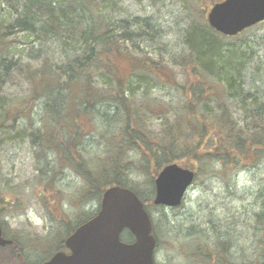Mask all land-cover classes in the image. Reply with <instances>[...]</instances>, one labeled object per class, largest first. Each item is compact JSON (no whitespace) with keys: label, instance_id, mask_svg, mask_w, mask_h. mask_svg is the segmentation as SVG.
<instances>
[{"label":"trees","instance_id":"16d2710c","mask_svg":"<svg viewBox=\"0 0 264 264\" xmlns=\"http://www.w3.org/2000/svg\"><path fill=\"white\" fill-rule=\"evenodd\" d=\"M183 1L185 50L173 58L174 65L133 44L138 35L126 21L123 27L111 24L101 0H16L14 17L0 15V129H17L19 119L28 122L19 123L23 128L10 137L32 138L36 179L47 188L58 187L63 172L71 170L83 179L84 197L96 198L99 205L106 188L117 185L133 189L148 207L154 190L145 196L133 171L148 169L152 185L158 171L172 162L194 169L197 176L215 163L234 172L264 160V102L245 90L243 71L250 57L245 47L230 41L242 39L246 30L228 36L210 26L209 6L219 0ZM20 33L53 41L62 53L53 59L35 52L17 60L12 50L22 42ZM15 74L26 78L30 91L19 102L6 103L4 89ZM159 85L175 90V98L154 96L152 88ZM97 137L100 149H95ZM3 192L0 187V212L9 203ZM60 211L73 231L80 223L65 220ZM255 217L254 229L264 244V199ZM5 233L22 264L42 261L30 260L17 232ZM218 248L214 253L228 257L231 244L221 239ZM225 264L249 263L225 259Z\"/></svg>","mask_w":264,"mask_h":264},{"label":"rangeland","instance_id":"374dc122","mask_svg":"<svg viewBox=\"0 0 264 264\" xmlns=\"http://www.w3.org/2000/svg\"><path fill=\"white\" fill-rule=\"evenodd\" d=\"M101 1L108 5L107 16L111 24L123 27L126 21L129 30L138 35L133 44L147 55L171 59L174 65L173 58L185 50L188 17L183 0ZM12 6H19L16 0H0V15L14 17L16 11ZM20 39L22 42L12 50L16 52L17 60L20 57L26 60L35 52L53 59L62 53L55 42L41 41L34 34L20 33ZM230 41L245 47L250 57L243 71L245 90L264 102V23L246 30L242 39ZM152 89L154 96L165 100L176 96L175 90L168 85ZM29 91L26 78L15 74L5 86L4 102H19ZM37 110L36 107L34 120L39 124L41 117ZM237 114L234 112L235 116ZM20 121L17 124L20 127L15 130L0 129V187L9 201L7 211L0 212V221L5 232H17L30 260L37 262L59 250L56 245L72 231L62 221L60 210L65 220L82 223L87 219L85 215L97 212L99 203L96 198L84 197L83 179L74 171L65 170L56 183L58 187L53 189L36 179L38 171L32 138L10 137L28 125V122ZM95 141V149L103 147L101 138L97 137ZM210 167H206L207 171L197 172L180 206L152 204L147 207L160 240L155 253L157 264H225V259L249 264L264 261L263 238L254 229L255 214L261 211L264 199L260 197L264 188V160L234 172L223 171L216 163ZM149 173L148 169L133 171L131 177L145 196L153 189L154 198L155 184L150 185ZM129 233L123 232L124 241H132ZM221 239L231 244L230 250L225 251L229 253L228 257H224V253H214L215 248L221 250L218 248ZM208 253L212 255L207 256ZM0 264L22 262L10 247H0Z\"/></svg>","mask_w":264,"mask_h":264},{"label":"water","instance_id":"95a60500","mask_svg":"<svg viewBox=\"0 0 264 264\" xmlns=\"http://www.w3.org/2000/svg\"><path fill=\"white\" fill-rule=\"evenodd\" d=\"M207 19L216 31L234 36L264 20V0H223L211 7ZM194 176L192 169L176 162L164 166L155 178L154 204H181ZM125 229L134 236L132 242L121 240ZM12 243L3 237L0 225V246ZM65 246L70 253L59 251L44 264H156L151 216L128 187L107 188L97 214L80 224Z\"/></svg>","mask_w":264,"mask_h":264},{"label":"flooded vegetation","instance_id":"af4514ba","mask_svg":"<svg viewBox=\"0 0 264 264\" xmlns=\"http://www.w3.org/2000/svg\"><path fill=\"white\" fill-rule=\"evenodd\" d=\"M40 264H43V262H42V263H40Z\"/></svg>","mask_w":264,"mask_h":264}]
</instances>
